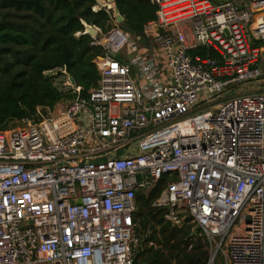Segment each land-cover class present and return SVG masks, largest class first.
Segmentation results:
<instances>
[{"label": "built area", "instance_id": "obj_1", "mask_svg": "<svg viewBox=\"0 0 264 264\" xmlns=\"http://www.w3.org/2000/svg\"><path fill=\"white\" fill-rule=\"evenodd\" d=\"M151 1L152 53L112 13L88 98L62 74L73 100L0 131V264H132L136 193L162 175L153 207L199 228L207 264H264V0Z\"/></svg>", "mask_w": 264, "mask_h": 264}, {"label": "trees", "instance_id": "obj_2", "mask_svg": "<svg viewBox=\"0 0 264 264\" xmlns=\"http://www.w3.org/2000/svg\"><path fill=\"white\" fill-rule=\"evenodd\" d=\"M123 18L120 29L136 40L144 26L156 19L157 7L151 0H114ZM95 0H0V131L13 122L26 120L24 107L36 120L37 108L53 109L71 101L76 94L59 90L49 71L65 70L80 87L79 97L88 98L97 87L99 73L94 60L102 56L100 47L91 46L81 21L106 33L111 29L112 11H92ZM109 9V7H107ZM195 55L213 52L197 48ZM45 113V112H44ZM169 175H162L148 193L135 196V234L139 238L138 264H207L209 246L188 223L179 228L164 220L165 209L153 207L166 186Z\"/></svg>", "mask_w": 264, "mask_h": 264}, {"label": "rangeland", "instance_id": "obj_3", "mask_svg": "<svg viewBox=\"0 0 264 264\" xmlns=\"http://www.w3.org/2000/svg\"><path fill=\"white\" fill-rule=\"evenodd\" d=\"M211 3H213V4H217L218 2H216L215 0H209ZM220 1H224V0H220ZM95 2H96V0H95ZM104 6H106V7H109L108 5H106V3H105V5ZM97 7H99V5H98V3L96 2V5L93 7L95 10H92V11H98L97 10ZM113 24V23H112ZM102 32V31H101ZM99 36H101L100 34H99ZM136 45H137V47L138 48H145L144 50H146L148 53H152V49H151V47H149L144 41H136ZM136 55V53H133V52H130V50H129V45H127L123 50H121L120 51V53L117 55V59L119 60V61H126V62H129L134 56ZM46 75L47 76H49L50 77V73H46ZM56 78H58V80L56 81V82H54V84H55V86H58V84L59 83H61L62 81H63V76H60V75H58V73H57V76H55ZM235 92V89L234 88H231L230 89V92H226L225 94H224V96L225 97H231V96H233V94L232 93H234ZM67 102H70V101H66V102H63V103H60V104H58L55 108H54V110L56 111L58 108H60V106H63V105H66L67 104ZM62 104V105H61ZM42 113V115H45L46 113H44V112H41ZM27 120H25V121H22V122H13V123H11L10 124V127H9V130H14V129H18V128H22V127H25L26 125H27ZM136 253V252H135Z\"/></svg>", "mask_w": 264, "mask_h": 264}, {"label": "water", "instance_id": "obj_4", "mask_svg": "<svg viewBox=\"0 0 264 264\" xmlns=\"http://www.w3.org/2000/svg\"><path fill=\"white\" fill-rule=\"evenodd\" d=\"M106 5L109 6V9H111V11L113 13V17H114L115 22L117 24H120L123 21V18L121 17V15L119 14L118 10L116 9L114 0H106ZM81 24L83 26V31H85L86 34L89 37H94V36L97 35V31H98V28L97 27L92 26V25H89V24H87L84 21H81ZM222 32L224 34H226L227 36H229V32H228L227 29L222 30ZM62 74L67 78L68 82L72 86H76L75 81L73 80V78L70 75H68L67 72L64 69L62 70ZM21 110L25 113V116H26V120L27 121H29V122L33 121V116L24 107H21ZM190 218H191L190 216L186 217L184 219V222L189 221ZM198 231H199V228L198 227H195L193 229V231H192V234L193 235H196L198 233ZM137 257H138V253H135V256L133 258L132 264H138Z\"/></svg>", "mask_w": 264, "mask_h": 264}, {"label": "crops", "instance_id": "obj_5", "mask_svg": "<svg viewBox=\"0 0 264 264\" xmlns=\"http://www.w3.org/2000/svg\"><path fill=\"white\" fill-rule=\"evenodd\" d=\"M96 2L98 3V5H99V7H97V10H99L100 8H102V6L105 4V0H96ZM111 25H112V23H111ZM118 26V28L120 29V27H119V24L117 25ZM121 30V29H120ZM126 34V33H125ZM129 35V34H128ZM131 37V36H130ZM131 39L136 43V41H142V39L141 40H136V39H134V38H132L131 37ZM150 47V46H149ZM145 49V48H144ZM143 48H139V52H141V53H144V52H147L146 50H144ZM62 105V104H61Z\"/></svg>", "mask_w": 264, "mask_h": 264}]
</instances>
